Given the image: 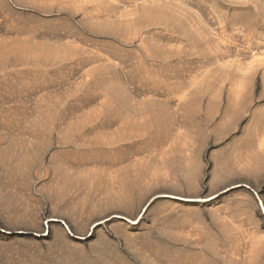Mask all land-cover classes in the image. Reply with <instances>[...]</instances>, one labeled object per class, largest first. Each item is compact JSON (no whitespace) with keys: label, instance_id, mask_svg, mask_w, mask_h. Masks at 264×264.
Segmentation results:
<instances>
[{"label":"rangeland","instance_id":"rangeland-1","mask_svg":"<svg viewBox=\"0 0 264 264\" xmlns=\"http://www.w3.org/2000/svg\"><path fill=\"white\" fill-rule=\"evenodd\" d=\"M20 7L0 0V264H264V0Z\"/></svg>","mask_w":264,"mask_h":264},{"label":"crops","instance_id":"crops-1","mask_svg":"<svg viewBox=\"0 0 264 264\" xmlns=\"http://www.w3.org/2000/svg\"><path fill=\"white\" fill-rule=\"evenodd\" d=\"M27 1L28 0H9V2H10V4L13 6V7H15V8H21V9H24L25 7H20L21 6V4H23V5H25L26 3H27ZM34 1V0H33ZM34 3V2H33ZM32 5H34V4H32ZM33 11H35V12H41L42 10L41 9H37V8H33ZM237 94L238 95H240L241 94V92H237ZM256 134H255V137H256V141H259V151H258V156H257V158L256 159H258V162H259V164L262 162V160H263V153H264V130H263V125L261 124V126H259L258 128H257V130H256V132H255ZM256 141H254V143H256ZM253 159V158H252ZM254 159H255V156H254ZM252 163L253 162H250L249 163V165L251 166L252 165ZM259 172H260V174H261V169H260V167H259ZM263 185V184H262ZM240 186H242V185H240V184H237V185H234V186H232V187H230V188H236V187H240ZM227 190H223L222 192H220L219 194H222V193H224V192H226ZM219 194H215V195H212V196H209V197H207V198H202V199H192V198H186L185 200L187 201V202H191V203H204V202H211V201H214V200H216L217 199V197L219 196ZM165 195V194H164ZM170 196H172V195H170ZM161 197H165V196H161V195H157V196H155L154 198H153V200L154 199H156V198H161ZM174 197H177V196H174ZM166 198V197H165ZM177 198H180L181 199V197H177ZM259 203H260V212L262 211V214L264 215V191L260 194V198H259ZM149 205H150V203H148V205H147V209H148V207H149ZM143 209V208H142ZM146 209V210H147ZM145 210V211H146ZM144 211V212H145ZM141 213H142V210H141ZM112 217V216H111ZM110 217V218H111ZM263 217V216H262ZM110 218L109 219H107V220H110ZM117 218H119V217H117ZM139 218V217H138ZM114 219V218H113ZM264 219V218H263ZM128 220V219H127ZM98 225L100 224V223H97ZM96 224V225H97Z\"/></svg>","mask_w":264,"mask_h":264}]
</instances>
